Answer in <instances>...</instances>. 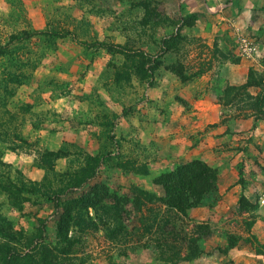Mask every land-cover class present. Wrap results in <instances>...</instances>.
I'll return each instance as SVG.
<instances>
[{
	"label": "rangeland",
	"instance_id": "1",
	"mask_svg": "<svg viewBox=\"0 0 264 264\" xmlns=\"http://www.w3.org/2000/svg\"><path fill=\"white\" fill-rule=\"evenodd\" d=\"M193 1L0 0V264L7 248L21 254L30 250L42 219L46 220L45 247L55 253L64 244L56 236L60 213L78 205V200L92 201L96 193L102 203L86 213L82 210L84 221L68 233L74 240L72 253H58V264H164L154 248H131L147 240L128 233L139 218V213L131 212L133 190L162 196L153 180L177 166L160 169L165 157L159 152L161 143L150 138L149 128L155 123L163 134L160 127L170 120L162 118L160 123V116L170 113L171 97L182 100L178 82L205 74L219 84L224 115L220 122L227 123L229 137L238 118H254V128L264 122V9L260 6L264 1L257 0V9L243 12L235 22L225 19V14L210 16ZM182 17L184 24L176 31ZM196 23L200 28L214 26L217 34L209 41L184 33V26ZM239 35L255 46L252 55L241 52ZM162 40L167 42L160 53ZM149 59L156 62L151 76L141 70ZM228 74H234L236 82H230ZM165 76L169 77L166 86ZM247 81L246 89H227ZM160 96L162 101L153 103V97ZM254 132L232 139L236 153L244 156L238 165L236 207L214 220L227 241L226 247H218L220 252L243 245L251 253L264 254V236L261 242L252 229L264 222V204L257 200L264 189L249 188L255 191L253 201L244 195L246 175L264 174V148ZM115 147L118 154L103 162L82 188H70L57 209L47 199L78 179L93 162L92 156ZM57 149L66 155L55 162L42 159L45 151ZM23 182L37 191L22 190ZM111 205L124 209L116 222L123 223L125 231L116 235L109 231L116 226L114 221L103 212ZM197 225L190 221L186 227L196 232L199 228L201 237L211 232L210 225ZM41 249L32 257L38 264H44ZM12 264H28V259L13 257Z\"/></svg>",
	"mask_w": 264,
	"mask_h": 264
},
{
	"label": "crops",
	"instance_id": "2",
	"mask_svg": "<svg viewBox=\"0 0 264 264\" xmlns=\"http://www.w3.org/2000/svg\"><path fill=\"white\" fill-rule=\"evenodd\" d=\"M241 1L243 0H233V2L232 0H195L193 2H196L195 5H202L205 11L210 12V16L225 14V17H227L225 19L229 20V22L230 20L235 22V17H239L238 15H244V13L251 14L252 11L257 9V0H249L246 3L244 1V4ZM262 4L260 6L264 9ZM217 23L219 24L220 21ZM199 26L197 23L191 24L188 28L184 26L183 31L190 36H201V38L209 41L217 34L215 33V27L212 25L206 24L201 28ZM208 71L210 72L211 69ZM204 75L202 74V76L182 84L178 82L181 91L178 90L177 94L182 97V100L175 98V95L171 97L170 113L168 111L160 116V123L162 118H169L170 120L168 122L169 126H167L168 123L166 122L160 127L163 134L159 133L158 126H155V123H152V127L149 128L152 131L150 133L152 137L150 136V138L161 143L158 145L160 147L159 152L165 157L161 166L162 168H160L161 170L188 162L192 159H200L210 166L218 167L216 190L213 193L205 194L202 203L188 211L191 223H206L210 225L211 232H207L209 234L203 235L199 240V245L204 252L196 258L182 261V263L264 264V254L251 253L248 247L246 248L243 245L226 250L228 251L227 253L220 252L218 247L221 249L226 247L227 241L222 238L219 222L217 220L214 221L219 215L235 208L238 200V192L240 191L238 165L244 154L240 155V153H236L237 150H234L235 143H232L235 138L234 136L243 135L255 129V139L264 148V122H257V126L255 125L254 128V118H238L233 127L234 134L232 137H229L227 134V123L220 122V118L224 117L222 115L223 108L218 100L221 87L219 84L217 86L216 83H213V80H210V76L205 78ZM227 76L230 82H236L234 74H228ZM167 80H169V77L165 76L164 86L169 85ZM154 98L153 103H156V100L157 102L162 101L161 96L157 99ZM156 128L157 130H154ZM76 131L78 132L77 129ZM82 131L79 129V133ZM226 140H230L231 143L226 144ZM229 147L232 149L229 150ZM253 175L257 178L251 177ZM253 175L251 174L250 177L246 175L247 190L244 192L247 199L252 201L255 191L251 190V187L264 189V174L258 176L256 173H253ZM154 185L158 191L157 193L163 195L162 186ZM214 193L217 194V197H215ZM262 194L264 195V192ZM262 194L257 197L259 198ZM252 229L256 232L258 240L261 241V238L264 236V222H257Z\"/></svg>",
	"mask_w": 264,
	"mask_h": 264
},
{
	"label": "trees",
	"instance_id": "3",
	"mask_svg": "<svg viewBox=\"0 0 264 264\" xmlns=\"http://www.w3.org/2000/svg\"><path fill=\"white\" fill-rule=\"evenodd\" d=\"M183 24L184 21L182 17L180 18V24L176 27V31H179ZM54 33L64 37V33ZM175 36V34L171 35L167 39H173ZM163 42H167V40H162L160 53L165 51V45ZM155 68L156 62L153 59L145 61L143 66H141V70L144 73L146 71L149 72L150 76ZM249 85L250 83L247 81L239 86H229L227 89L241 90L246 89ZM112 137L113 135H111V138ZM118 149L115 147L112 152L92 156L91 158L93 162L88 166L86 171H82L78 179L63 190H58L47 195V199L53 201L54 206L57 209L60 198L67 195L70 188H82L83 184L95 175L96 169L103 162L112 155L118 154ZM65 155L66 153L62 149L47 150L43 153L42 159L46 163L48 160L55 162L58 158H62ZM48 167L53 169L51 163L48 164ZM217 180L218 169H216V167L214 168L208 165L203 160L192 159L183 164H179L170 170L164 171L154 178L153 183L160 185L163 188L164 194L162 196H157L153 192L144 189H134L133 198L131 199V205L133 206L131 207V212L139 213V218L137 224L131 229L133 232L128 234L138 238L146 237L147 241H145L143 245H130V247L154 248L157 253V259L164 264L188 261L199 256L204 252L199 245V240L202 234H200L199 228L198 232H196L195 228L191 230L186 227L190 222L188 211L189 209L198 206L205 194L216 190ZM21 188L26 192H29L31 189L37 191V188L29 187V184L25 182L22 183ZM106 192L107 191L104 190V193ZM243 197L244 196L241 195L240 199H243ZM112 200L115 201V197H113ZM102 201V196L96 193L95 198L92 201L88 202L83 199L78 200V205L68 206L60 213L56 222V236L64 244L60 243V247L55 249V253L53 249L45 247L44 239L46 234V220L42 219L38 226L37 235L33 236L30 241V243L34 242L30 250L21 254L7 248L2 264H12L13 257L22 259L26 258L28 259V264H38L39 262L36 260L34 261L32 257L36 254L35 252L41 248L42 256L40 262L44 264H58L59 255L67 256L72 253L71 248L74 240H72V237H70L68 233L73 225L80 224L84 221L82 218V210L84 209L86 213L89 208L95 209L100 202L102 203ZM116 202L119 203L117 200ZM76 209L78 210L76 211V214L73 215V212ZM122 210H124L122 207L112 205L103 210V212L108 215V218L114 221L113 224L116 225L114 228L112 227V230H109L111 235H116L117 232L125 231L124 224L119 221L116 222V218L120 217V212H122ZM99 220L102 221L100 217ZM103 222L104 224H111L108 220H103ZM198 224L197 227H200V225L204 223ZM37 240H40L39 245H36Z\"/></svg>",
	"mask_w": 264,
	"mask_h": 264
},
{
	"label": "built area",
	"instance_id": "4",
	"mask_svg": "<svg viewBox=\"0 0 264 264\" xmlns=\"http://www.w3.org/2000/svg\"><path fill=\"white\" fill-rule=\"evenodd\" d=\"M239 47L244 55H252L255 51V46L244 36L239 35ZM260 204H264V195L258 198Z\"/></svg>",
	"mask_w": 264,
	"mask_h": 264
}]
</instances>
